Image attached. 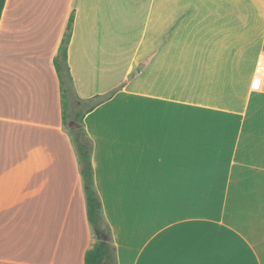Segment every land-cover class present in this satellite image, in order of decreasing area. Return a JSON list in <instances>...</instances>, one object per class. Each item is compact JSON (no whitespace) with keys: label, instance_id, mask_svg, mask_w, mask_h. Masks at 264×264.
I'll return each instance as SVG.
<instances>
[{"label":"crops","instance_id":"crops-1","mask_svg":"<svg viewBox=\"0 0 264 264\" xmlns=\"http://www.w3.org/2000/svg\"><path fill=\"white\" fill-rule=\"evenodd\" d=\"M70 17L75 102L109 96L82 127L116 264H264V0H6L0 264L97 239L53 65Z\"/></svg>","mask_w":264,"mask_h":264},{"label":"trees","instance_id":"trees-1","mask_svg":"<svg viewBox=\"0 0 264 264\" xmlns=\"http://www.w3.org/2000/svg\"><path fill=\"white\" fill-rule=\"evenodd\" d=\"M6 0H0V18ZM72 17H70L66 26V32L61 40L57 54L53 59L54 69L56 71L59 89L61 96L62 111L65 116L67 109V89L65 88L66 81L69 82L72 88V79L67 66V47L71 35ZM109 96H96L93 99L95 102H86L81 107L84 112L77 111L73 117V121L78 124V128L73 133V145L77 154L78 163L80 166V175L82 179L86 218L92 228L93 233L97 236L93 247L84 254V264H116L115 247L112 244L110 230L103 216L101 203L94 188L93 170L91 166L92 142L86 136L82 127V119L85 113L91 111L97 104L107 99ZM65 121V117H64Z\"/></svg>","mask_w":264,"mask_h":264},{"label":"rangeland","instance_id":"rangeland-1","mask_svg":"<svg viewBox=\"0 0 264 264\" xmlns=\"http://www.w3.org/2000/svg\"><path fill=\"white\" fill-rule=\"evenodd\" d=\"M65 88L67 89L68 102H67V109L65 111V121H64V125L67 128V124L69 122H72L73 121V117L75 116V112H77V111L82 112L84 110V108L77 106V104L75 102L74 93L72 91V88H71L69 82H67V81H66ZM68 132H69V134L71 136V140H72L73 139V133L69 129H68Z\"/></svg>","mask_w":264,"mask_h":264},{"label":"built area","instance_id":"built-area-1","mask_svg":"<svg viewBox=\"0 0 264 264\" xmlns=\"http://www.w3.org/2000/svg\"><path fill=\"white\" fill-rule=\"evenodd\" d=\"M263 74H264V57L262 59V65H260L258 67V71H257V74H256L257 77L256 78L263 76ZM257 80H259V79H257Z\"/></svg>","mask_w":264,"mask_h":264},{"label":"water","instance_id":"water-1","mask_svg":"<svg viewBox=\"0 0 264 264\" xmlns=\"http://www.w3.org/2000/svg\"><path fill=\"white\" fill-rule=\"evenodd\" d=\"M77 128H78V125L75 124V123H72L71 125H69V129H70L71 131H74V130H76Z\"/></svg>","mask_w":264,"mask_h":264},{"label":"bare ground","instance_id":"bare-ground-1","mask_svg":"<svg viewBox=\"0 0 264 264\" xmlns=\"http://www.w3.org/2000/svg\"><path fill=\"white\" fill-rule=\"evenodd\" d=\"M10 1H11V0H9V2H10ZM12 2H13V0H12ZM10 4H11V3H10ZM10 6H11V5H10ZM10 6H9V7H10ZM9 7H8V8H9ZM12 7H14V6H12ZM8 8H7V10H8ZM12 9H13V8H12ZM8 11H9V10H8ZM5 16L8 17L7 14H6ZM6 17H5V18H6ZM9 18H10V17H9ZM11 18H12V17H11ZM3 25H4V24H3ZM4 26H5V25H4Z\"/></svg>","mask_w":264,"mask_h":264}]
</instances>
